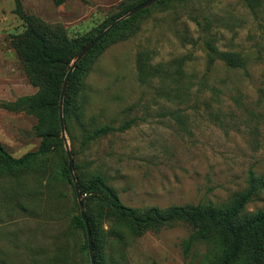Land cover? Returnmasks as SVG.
<instances>
[{"label":"rangeland","instance_id":"obj_1","mask_svg":"<svg viewBox=\"0 0 264 264\" xmlns=\"http://www.w3.org/2000/svg\"><path fill=\"white\" fill-rule=\"evenodd\" d=\"M25 14L62 29L69 38L89 33L136 0H18ZM16 0H0V143L14 158L39 145L36 120L5 104L35 94L14 37L25 30ZM237 53L244 66L209 63L207 44ZM154 64L189 56L175 85L169 80L140 85L136 56ZM177 86L180 97L169 96ZM83 126L119 127L81 147L82 128L70 124L77 173L100 175L127 207L225 204L245 191L251 174L264 180V0H175L139 20L133 36L109 46L95 61L83 86ZM60 191L63 198H59ZM245 207L264 209V189ZM73 207L69 185L52 188L34 173L0 177V264H69L66 234ZM107 228V227H105ZM189 225L173 222L127 235L108 247L117 264H198L203 248L184 256Z\"/></svg>","mask_w":264,"mask_h":264},{"label":"trees","instance_id":"obj_2","mask_svg":"<svg viewBox=\"0 0 264 264\" xmlns=\"http://www.w3.org/2000/svg\"><path fill=\"white\" fill-rule=\"evenodd\" d=\"M67 0H54L56 6ZM148 0H136L124 5L118 12L107 17L89 33L69 38L62 29L50 28L33 16L27 15L16 0L15 11L25 24V30L14 37V48L22 59L28 82L38 91L18 99L14 104H5L10 111H25L36 120L34 132L40 141L35 151L19 158L11 156L0 143V177L20 173H34L47 180V185L64 187L69 185L73 194V207L68 214L66 240L71 258L69 264H91L87 232L80 216L77 194L68 171V158L64 140L61 138L59 121V99L61 87L75 56L95 40L107 27L123 17L136 6ZM175 0H159L152 7L120 21L100 42L76 65L64 94L62 114L65 132L69 139L70 124L76 122L82 128L81 147L109 133H124L134 120L121 126H101L85 129L83 119L84 81L98 57L111 45L130 38L137 29L139 20L155 8ZM209 63L217 58L231 69L244 66L243 58L237 53L221 52L207 44ZM189 56L174 58L170 62L154 64L149 55L140 52L136 56V73L140 85L169 80L175 85L184 73ZM177 86L168 90L169 96L180 97ZM72 158L76 152L70 144ZM78 169L74 165L73 170ZM83 210L88 220L92 242L94 264H117L107 254L108 247L124 245L125 237H141L146 231L184 222L190 226L192 235L182 241L184 256L189 250L202 247L198 264H264V209L246 212L245 207L254 196L264 189V180L251 174L245 191L234 194L225 204L217 206L185 205L165 209L148 207L135 209L124 206L115 190L100 175L75 174ZM59 198H63L60 191ZM107 227V228H105Z\"/></svg>","mask_w":264,"mask_h":264},{"label":"water","instance_id":"obj_3","mask_svg":"<svg viewBox=\"0 0 264 264\" xmlns=\"http://www.w3.org/2000/svg\"><path fill=\"white\" fill-rule=\"evenodd\" d=\"M159 0H148L138 6H136L135 8H133L130 12H128L127 14H125L123 17H121L120 19L116 20L113 24H111L109 27H107L100 35H98V37L93 40L90 44H87V46H85L74 58V60L72 61L70 68L68 70V72L65 75L62 87L61 89V93H60V99H59V121H60V130H61V138L64 140L63 142L65 143V150H66V154H67V158H68V171L70 173L71 176V180L73 182L76 194H77V201H78V205L80 208V216L81 219L84 222V225L86 227V232H87V241H88V248L87 250H89V255H90V261L91 264H94L93 261V256H92V242H91V236H90V231L88 228V220L87 217L84 213L83 210V204H82V200H81V196L79 193V189H78V185L76 182V177L74 175L73 172V158L71 156V152H70V148L68 143L66 142V136H65V127H64V122H63V114H62V106H63V99H64V94L65 91L68 86V82L70 79V76L73 72V70L75 69L76 65L100 42V40L104 37V35H106L114 26H116L120 21L127 19L133 15H135L136 13L150 8L152 7L155 3H157Z\"/></svg>","mask_w":264,"mask_h":264}]
</instances>
